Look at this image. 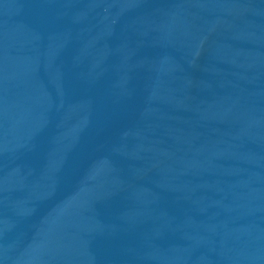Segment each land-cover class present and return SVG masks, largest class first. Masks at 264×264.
Here are the masks:
<instances>
[{"label":"water","instance_id":"obj_1","mask_svg":"<svg viewBox=\"0 0 264 264\" xmlns=\"http://www.w3.org/2000/svg\"><path fill=\"white\" fill-rule=\"evenodd\" d=\"M0 264H264V95L0 9Z\"/></svg>","mask_w":264,"mask_h":264}]
</instances>
